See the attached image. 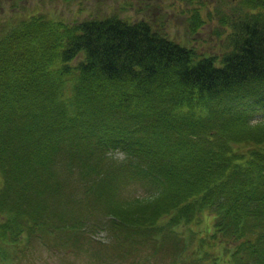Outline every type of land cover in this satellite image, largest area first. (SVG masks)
Listing matches in <instances>:
<instances>
[{
	"label": "trees",
	"instance_id": "1",
	"mask_svg": "<svg viewBox=\"0 0 264 264\" xmlns=\"http://www.w3.org/2000/svg\"><path fill=\"white\" fill-rule=\"evenodd\" d=\"M243 2L254 14L226 22L220 57L113 14L1 25L0 264L29 262L34 241L76 248L90 227L72 210L89 203L126 232L121 250L264 264V0ZM132 180L148 193L114 199Z\"/></svg>",
	"mask_w": 264,
	"mask_h": 264
},
{
	"label": "rangeland",
	"instance_id": "2",
	"mask_svg": "<svg viewBox=\"0 0 264 264\" xmlns=\"http://www.w3.org/2000/svg\"><path fill=\"white\" fill-rule=\"evenodd\" d=\"M194 11L200 18L199 23L195 21L196 31L192 32L189 19ZM244 11L254 14L250 4L243 0H0V27L7 19L15 20L32 14H43L69 25L113 14L130 22L145 19L169 40L196 50L200 56L220 57L225 52V39L230 32L226 22L234 20ZM121 158L120 154L116 156L117 160ZM76 183L72 179L64 191L69 193ZM148 186L143 181L132 180L123 188V182L114 199L121 201L143 197L149 191ZM78 191L80 197V187ZM93 210V215L89 214ZM72 211L90 227L81 237L79 245L53 254L54 251L49 252L32 240L34 242L28 244L25 250L26 256L30 255L27 256L30 261L25 260L24 264H171L174 261L172 255L177 251L173 243L164 245L153 255L149 239L136 248L140 241L135 244L132 238H126L125 249H119L124 239L121 237L126 236V232H117L111 227L103 206L89 203L74 206ZM209 222L204 221L201 226L210 225ZM150 235L147 233V237ZM166 236L164 242L171 241L170 234L169 238ZM226 259L222 258L223 262ZM200 261H181L180 264H201Z\"/></svg>",
	"mask_w": 264,
	"mask_h": 264
}]
</instances>
